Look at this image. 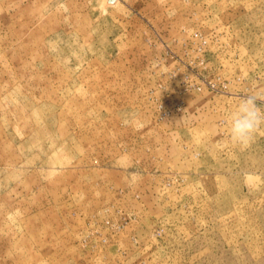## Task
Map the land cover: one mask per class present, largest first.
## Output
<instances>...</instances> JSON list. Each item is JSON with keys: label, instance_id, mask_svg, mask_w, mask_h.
<instances>
[{"label": "rangeland", "instance_id": "1", "mask_svg": "<svg viewBox=\"0 0 264 264\" xmlns=\"http://www.w3.org/2000/svg\"><path fill=\"white\" fill-rule=\"evenodd\" d=\"M254 93L264 0H0V264H264Z\"/></svg>", "mask_w": 264, "mask_h": 264}, {"label": "clouds", "instance_id": "2", "mask_svg": "<svg viewBox=\"0 0 264 264\" xmlns=\"http://www.w3.org/2000/svg\"><path fill=\"white\" fill-rule=\"evenodd\" d=\"M258 101H264V94L241 97L234 110L227 114L225 124L233 146L246 149L264 130V110L258 106Z\"/></svg>", "mask_w": 264, "mask_h": 264}]
</instances>
